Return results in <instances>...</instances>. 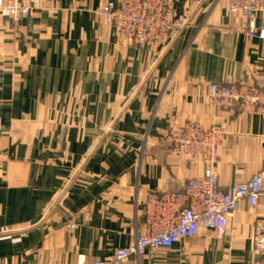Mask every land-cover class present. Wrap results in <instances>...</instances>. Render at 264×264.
<instances>
[{
  "label": "crops",
  "instance_id": "0c3cea01",
  "mask_svg": "<svg viewBox=\"0 0 264 264\" xmlns=\"http://www.w3.org/2000/svg\"><path fill=\"white\" fill-rule=\"evenodd\" d=\"M32 17L0 15V264L109 262L144 231L149 192H182L200 156L163 142L187 122L220 125L221 190L264 163V110L213 107L210 83L264 68V38L244 34L227 0H177L191 23L169 45L120 42L96 13L109 0H16ZM264 29V13L253 21ZM245 203L218 239L197 235L123 264H262ZM75 224L74 228L70 224Z\"/></svg>",
  "mask_w": 264,
  "mask_h": 264
},
{
  "label": "built area",
  "instance_id": "2783aa9c",
  "mask_svg": "<svg viewBox=\"0 0 264 264\" xmlns=\"http://www.w3.org/2000/svg\"><path fill=\"white\" fill-rule=\"evenodd\" d=\"M177 0H110L96 12L113 27L120 42L132 47L154 50L169 45L185 28L190 16L176 11ZM34 7L11 0H0V15L14 21L32 17ZM228 14L245 21L244 34L264 38V29L253 24L258 13H264V0H227ZM206 97L213 107L238 109L242 112L264 110V68L256 69L248 81L210 83ZM223 126L204 127L187 122L170 128L163 142L174 155L200 156L203 174L192 177L182 192H149L144 201V231L135 235L127 246L114 251L109 262L123 264L131 257L138 260L160 249L197 235L201 228L213 231L218 239L228 231L229 217L245 203L253 209L264 198V163L252 177L221 190L216 170ZM71 228L75 224H70ZM252 251L264 264V210L252 225Z\"/></svg>",
  "mask_w": 264,
  "mask_h": 264
},
{
  "label": "rangeland",
  "instance_id": "374dc122",
  "mask_svg": "<svg viewBox=\"0 0 264 264\" xmlns=\"http://www.w3.org/2000/svg\"><path fill=\"white\" fill-rule=\"evenodd\" d=\"M11 1H14V2H17L16 0H11ZM110 1V0H109ZM18 3V2H17ZM97 13V12H96ZM9 17V16H8ZM24 19V18H23ZM14 20V19H13ZM20 21V20H19ZM111 27V26H110ZM116 33V32H115Z\"/></svg>",
  "mask_w": 264,
  "mask_h": 264
}]
</instances>
